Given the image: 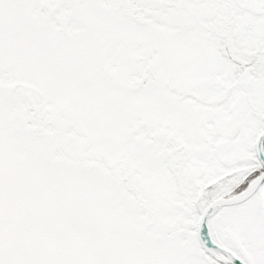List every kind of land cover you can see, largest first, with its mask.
<instances>
[{
  "label": "snow or ice",
  "instance_id": "6c2138e0",
  "mask_svg": "<svg viewBox=\"0 0 264 264\" xmlns=\"http://www.w3.org/2000/svg\"><path fill=\"white\" fill-rule=\"evenodd\" d=\"M0 264H264V0H0Z\"/></svg>",
  "mask_w": 264,
  "mask_h": 264
}]
</instances>
